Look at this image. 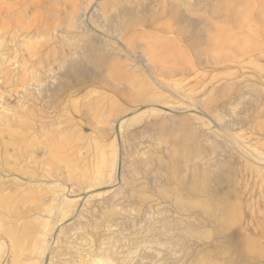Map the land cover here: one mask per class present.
Returning <instances> with one entry per match:
<instances>
[{"label": "rangeland", "instance_id": "1", "mask_svg": "<svg viewBox=\"0 0 264 264\" xmlns=\"http://www.w3.org/2000/svg\"><path fill=\"white\" fill-rule=\"evenodd\" d=\"M217 262L264 264V0H0V264Z\"/></svg>", "mask_w": 264, "mask_h": 264}, {"label": "bare ground", "instance_id": "2", "mask_svg": "<svg viewBox=\"0 0 264 264\" xmlns=\"http://www.w3.org/2000/svg\"><path fill=\"white\" fill-rule=\"evenodd\" d=\"M91 61L93 64L95 65H104L105 64V58L98 54V53H93L91 55ZM109 62V61H107ZM106 62V63H107ZM84 65L83 63H76V64H73V66L71 67V72L73 74V76H75L77 79L80 78V76H82V73L84 72ZM69 72V71H68ZM70 72V74H71ZM182 125L184 128H187V125L185 124V122H182ZM178 139V138H177ZM181 150L183 151L184 150V145L181 146ZM173 173L174 171H172L169 175V179H172L173 177ZM197 176V175H196ZM194 177L192 178V181H191V184L188 185V186H185V187H182L180 190L181 192L179 191V193H186V196L187 195H190L191 198H188L189 200L186 202L184 199H186L184 197V201H182L180 198L178 199L177 198V195H173L171 197V199H173L175 202V205L177 206L178 209H180L181 211H185L187 212V210H191L193 208H197L200 213L205 216V218H210V219H216L217 216H219V218H223L224 217V214H227L228 213V208L229 206L231 205H227L226 203V196H221V197H216V198H213V194L208 190V184L206 182H203L200 178L198 177ZM179 189V188H178ZM177 190V189H175ZM202 191H205V195L207 196V198H200L199 196L197 197V199H195L194 197L201 193ZM174 194V193H173ZM194 195V197H192L191 195ZM180 195H183V194H180ZM185 195V194H184ZM201 196V195H200ZM180 197V196H179ZM183 198V197H182ZM229 203V202H228ZM233 206V205H232ZM235 207V206H234ZM237 207V206H236ZM235 209V208H234ZM231 210H229L230 212ZM235 211V210H233ZM233 211L232 212V215H233ZM238 211V210H237ZM236 213V212H235ZM234 213V214H235ZM240 213V212H239ZM223 215V216H222ZM231 214H229L230 216ZM235 216V215H234ZM241 216V215H240ZM231 217V216H230ZM229 218V217H228ZM222 220V219H221ZM229 220V219H228ZM218 221V220H216ZM220 221V219H219ZM225 221V219H224ZM227 221V220H226ZM232 221V220H230ZM229 221V224L231 223ZM223 222V221H222ZM234 222V221H233ZM167 223V222H166ZM226 223V222H225ZM228 224V225H229ZM234 224V223H233ZM174 225V224H173ZM172 225V226H173ZM220 225H222L220 223ZM227 225V223H226ZM171 226V225H170ZM177 226V225H176ZM225 226V224H224ZM231 226V225H230ZM232 227V226H231ZM223 228V227H222ZM220 228V230L222 229ZM225 228V227H224ZM227 228H230V227H227ZM176 229V228H175ZM185 229V228H184ZM186 233L188 236H198V237H202L203 235L196 229L195 225H193V223L191 225H188L185 229ZM184 231V232H185ZM230 231V230H229ZM228 231V232H229ZM205 234V233H204ZM206 235V234H205ZM231 238V237H230ZM207 242V241H206ZM228 243V242H227ZM215 247V246H214ZM240 247V246H239ZM224 248H225V245H224ZM223 248V249H224ZM230 248V247H229ZM234 249V248H233ZM214 250V249H213ZM230 250V249H229ZM229 252V251H228ZM227 252V253H228ZM217 253V252H216ZM230 253V252H229ZM224 254V253H223ZM222 254V255H223ZM231 254V253H230ZM236 254V253H234ZM196 255V254H195ZM215 255V254H214ZM225 256V255H224ZM228 256V255H227ZM194 257V256H193ZM235 257V256H233ZM211 258V257H210ZM228 258V257H227ZM183 259V258H182ZM192 259V258H191ZM198 259V258H196ZM220 260V259H219ZM196 261V260H194ZM214 261V260H213ZM223 261V260H222ZM232 261V259H231ZM234 261V260H233ZM192 262V261H189V263ZM230 262V261H228ZM240 262V261H239ZM213 263V262H212ZM219 263V262H217ZM220 264V263H219Z\"/></svg>", "mask_w": 264, "mask_h": 264}]
</instances>
